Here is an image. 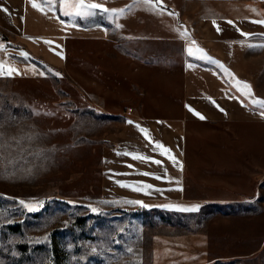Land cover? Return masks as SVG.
<instances>
[{
  "label": "rangeland",
  "instance_id": "374dc122",
  "mask_svg": "<svg viewBox=\"0 0 264 264\" xmlns=\"http://www.w3.org/2000/svg\"><path fill=\"white\" fill-rule=\"evenodd\" d=\"M35 2L94 36L70 41L61 67L38 58L44 69L0 43V62L19 73L0 75V264H264L262 125L191 126L189 178L220 202L132 214L100 196L122 113L181 102L180 32L199 26L207 0H89L124 11L80 18L62 0Z\"/></svg>",
  "mask_w": 264,
  "mask_h": 264
},
{
  "label": "crops",
  "instance_id": "0c3cea01",
  "mask_svg": "<svg viewBox=\"0 0 264 264\" xmlns=\"http://www.w3.org/2000/svg\"><path fill=\"white\" fill-rule=\"evenodd\" d=\"M188 2L194 3V0ZM207 3L199 26L187 27L180 32L183 44L178 49L176 64L181 69L178 90L181 102L174 107H161L155 101L158 107L145 104L132 112H123V127L116 138V148L105 154L100 196L125 205L130 212H190L192 210L188 209L194 206H198L195 210L198 211L204 204L222 201L216 194L211 195L209 189L193 184L189 178L186 148L191 126L195 123L264 126L261 109L251 102L254 98L264 99V24L253 22L264 20V0H232L230 16L226 14V0H207ZM30 5L28 0H3L0 20L4 23L0 21V26L18 37L24 51L31 54V62H38L41 69L44 67L38 58L51 66L61 67L67 59L70 41L94 36L93 30L84 34L80 25L70 23L56 10L41 4L34 15V29L30 32ZM185 32L187 35H183ZM193 40L195 45L191 43ZM189 47L193 48L194 54H189ZM197 47L214 62L199 59L202 53ZM229 72L236 79L250 84L254 97L241 95ZM147 103L150 105L149 101ZM196 113L205 118L200 119ZM136 125L148 130L151 141ZM155 142L170 149L176 163L162 156L155 149ZM124 152L150 159L141 161L131 155L118 154ZM121 184L134 185L142 190L122 187ZM146 185L151 187H144Z\"/></svg>",
  "mask_w": 264,
  "mask_h": 264
},
{
  "label": "snow or ice",
  "instance_id": "6c2138e0",
  "mask_svg": "<svg viewBox=\"0 0 264 264\" xmlns=\"http://www.w3.org/2000/svg\"><path fill=\"white\" fill-rule=\"evenodd\" d=\"M29 2L32 4V7L39 9L40 6L35 2V0H29ZM52 2H53V0H45V3H47V4H51ZM142 2L149 5L150 8L156 7V4L153 3V0H142ZM157 2H162V0H157ZM62 10H63L64 15L77 16V17H89L92 15H95V10H100L102 12H112L114 14H120V13H123V11H124L123 9H108V8L103 7L101 4L89 2V0H62ZM4 11H7V10L4 9ZM253 22L264 24V20L253 21ZM213 23L215 25V21H213ZM228 23L231 24L232 21H228ZM117 27H122V25H117ZM216 27H217V31H220L219 27L218 26H216ZM183 35H187V32L183 33ZM191 43H192V45L196 44V42L194 40ZM197 51L202 53V55H200L198 57L199 59H205V60H208L210 62H214V61H212L211 57H209L206 53L203 52V49H199L197 47ZM188 52L190 55L194 54L193 48L189 47ZM22 55H24L25 58H27L26 53H23ZM218 66L223 67V65H218ZM225 71L227 72V69H225ZM14 73L19 74L15 68L8 66L4 62H0V75H9L10 76ZM56 75H59V74L56 73ZM228 75L230 77H232V79L234 81V86L237 88V91H239L241 93V95H244L247 97H254V93L251 90L250 84H248L246 81H240V80L236 79L234 77V74H232L230 72L228 73ZM251 102L253 105L259 106V108L261 109L260 114L262 116H264V99L254 98V99H252ZM213 103H214V101H213ZM221 111H223V109H221ZM196 115H198L200 119L205 118L202 115H200L199 113H196ZM129 123H133V122L129 121ZM136 127L138 128L139 131H141V133L145 136L146 139H149L151 141V138L148 135L147 129L140 128L139 125H136ZM155 149L159 150L160 154L162 156H167L170 160L173 161V163H176L175 157L171 155L170 149L166 148L164 145H162L159 142H155ZM118 154H120V155H131L133 159L141 160V161H147L150 159L148 157H144L142 155L135 154V153L124 152V153H118ZM152 162L156 163V164L161 163V161H159V160H152ZM144 175H148V173H144ZM157 178H159V177H157ZM121 186L122 187H130L133 190H137V191L142 190L141 188L136 187L134 185L121 184ZM144 187H151V186L146 185ZM21 203L23 204L24 202L21 201ZM197 208H198V206H194L188 210L195 211V210H197ZM93 211H95V209H93Z\"/></svg>",
  "mask_w": 264,
  "mask_h": 264
},
{
  "label": "trees",
  "instance_id": "16d2710c",
  "mask_svg": "<svg viewBox=\"0 0 264 264\" xmlns=\"http://www.w3.org/2000/svg\"><path fill=\"white\" fill-rule=\"evenodd\" d=\"M0 43H3L5 44V47L7 49H15V50H19V51H24L25 50V47L22 46V47H18L17 45H13L10 40L4 35V33H2L0 31ZM34 60V59H33ZM143 212H147L146 210H142ZM142 212L141 211H135V212H132V214H141ZM18 228V227H16Z\"/></svg>",
  "mask_w": 264,
  "mask_h": 264
}]
</instances>
